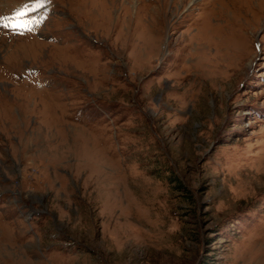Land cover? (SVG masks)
<instances>
[{"label": "rangeland", "instance_id": "rangeland-1", "mask_svg": "<svg viewBox=\"0 0 264 264\" xmlns=\"http://www.w3.org/2000/svg\"><path fill=\"white\" fill-rule=\"evenodd\" d=\"M0 264H264V0H0Z\"/></svg>", "mask_w": 264, "mask_h": 264}, {"label": "snow or ice", "instance_id": "snow-or-ice-1", "mask_svg": "<svg viewBox=\"0 0 264 264\" xmlns=\"http://www.w3.org/2000/svg\"><path fill=\"white\" fill-rule=\"evenodd\" d=\"M42 3H43V0H36V4H37V6H40V5H42ZM24 13H20V15H23Z\"/></svg>", "mask_w": 264, "mask_h": 264}, {"label": "bare ground", "instance_id": "bare-ground-1", "mask_svg": "<svg viewBox=\"0 0 264 264\" xmlns=\"http://www.w3.org/2000/svg\"><path fill=\"white\" fill-rule=\"evenodd\" d=\"M183 1V0H182Z\"/></svg>", "mask_w": 264, "mask_h": 264}]
</instances>
